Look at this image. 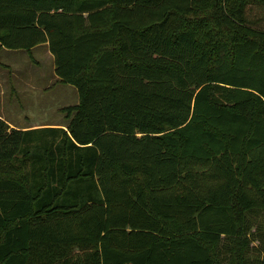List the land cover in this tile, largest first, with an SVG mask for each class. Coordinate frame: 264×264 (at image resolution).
I'll list each match as a JSON object with an SVG mask.
<instances>
[{
	"label": "trees",
	"instance_id": "16d2710c",
	"mask_svg": "<svg viewBox=\"0 0 264 264\" xmlns=\"http://www.w3.org/2000/svg\"><path fill=\"white\" fill-rule=\"evenodd\" d=\"M262 23L264 0H0V47L46 43L78 92L63 126L0 117V264H264Z\"/></svg>",
	"mask_w": 264,
	"mask_h": 264
},
{
	"label": "rangeland",
	"instance_id": "374dc122",
	"mask_svg": "<svg viewBox=\"0 0 264 264\" xmlns=\"http://www.w3.org/2000/svg\"><path fill=\"white\" fill-rule=\"evenodd\" d=\"M53 67L47 45H35L29 52L0 47V115L17 124H65L60 108L77 103L78 92L73 84L56 79ZM250 222L257 235L254 229L264 223V213L253 214ZM251 244L249 252L259 254L258 241Z\"/></svg>",
	"mask_w": 264,
	"mask_h": 264
},
{
	"label": "crops",
	"instance_id": "0c3cea01",
	"mask_svg": "<svg viewBox=\"0 0 264 264\" xmlns=\"http://www.w3.org/2000/svg\"><path fill=\"white\" fill-rule=\"evenodd\" d=\"M42 45H46V43H40ZM39 45V44H38ZM54 68V67H53ZM54 72V70H53ZM55 74V73H54ZM56 79H58L57 75L55 74ZM1 118H3L10 127H15V128H20V129H25V128H33V127H37V126H43V125H61L63 126V124H51V123H27V124H17L7 118H5L4 116H1Z\"/></svg>",
	"mask_w": 264,
	"mask_h": 264
}]
</instances>
